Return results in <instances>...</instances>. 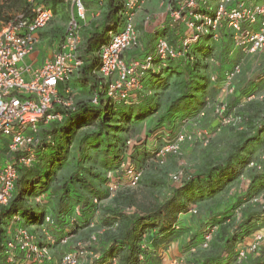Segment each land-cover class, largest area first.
<instances>
[{"label": "trees", "instance_id": "1", "mask_svg": "<svg viewBox=\"0 0 264 264\" xmlns=\"http://www.w3.org/2000/svg\"><path fill=\"white\" fill-rule=\"evenodd\" d=\"M70 1L42 0L54 13L57 6ZM207 1L200 9L213 13L216 0ZM101 3V19L91 23V30L81 32L82 65L74 73H78V77L59 85L61 95L64 87H70L73 109L55 105V112L63 113V118L40 127L33 160L29 166H17L18 177L12 196L6 205L0 206V264H6V242L17 226L45 228L55 240L50 247L58 246L78 229L99 230L96 241L89 247L98 254L97 262L144 264L149 258L148 235L174 236L178 232L179 215L188 213L192 204L199 208L211 204L206 211L208 216L199 223V232L193 237L198 239L194 241L199 249L196 261L227 264L233 260L237 242L264 225V200L263 204L252 201L264 194V160L260 171L248 166L257 159L253 154L256 146H264V119L250 128L254 135L247 137L250 131L242 132L241 140L223 157L213 164L195 168L180 185L167 184L154 174L153 171H160L161 167L155 153L135 144L131 149L128 141L131 132L142 122H148L152 132L164 128L168 138H174L185 122L205 107L224 72L242 55L234 47L232 31L222 26L216 38L212 33L202 35L182 56L167 58L164 64L156 59L158 70H149L143 76L145 92L136 91L137 101L112 103L98 75V51L107 41V32L121 28L123 0H101ZM171 5L177 8L175 1ZM31 6L29 0H0V14L8 10L15 12L2 17L7 23L16 14L30 15ZM168 16V24L155 32V40L158 36L165 37L175 49L181 50L184 24L173 23L169 12ZM64 30L57 31L53 38L56 46L62 41ZM219 54L224 56L222 64L214 68L210 60L219 59ZM211 75H217L218 84L211 81ZM258 87L260 84H245L238 88L236 97L249 96ZM94 97L96 103L92 102ZM125 159L142 172L137 187H124L107 204H101L109 196L107 172H113L120 179V163ZM242 176L248 179L245 191L228 198L220 208L222 203L216 198L239 184ZM243 204L240 219L236 220L235 210ZM77 206H80V214H86L82 223L75 218ZM100 210L101 218L93 223L95 212ZM14 215L19 216L16 222L12 221ZM46 216L51 217V224L45 223ZM90 224L96 226L90 229ZM206 225L216 230L210 247L201 249ZM260 252L255 258L251 257L255 264H264V255ZM14 257L24 259L22 254Z\"/></svg>", "mask_w": 264, "mask_h": 264}, {"label": "built area", "instance_id": "2", "mask_svg": "<svg viewBox=\"0 0 264 264\" xmlns=\"http://www.w3.org/2000/svg\"><path fill=\"white\" fill-rule=\"evenodd\" d=\"M168 0L166 6L173 23L184 24L183 36L180 40L181 50L175 49L165 37L158 36L154 49L142 59L127 62L125 53L141 46L140 34L136 28L135 16L143 7V0H123L121 28L117 31L107 32V41L101 44L98 51L100 67L98 75L105 83L107 98L113 103L131 104L137 101L136 91H144L142 79L149 70H158L159 59L162 63L167 58H177L186 52L190 45L202 35L212 33L216 38L218 30L225 26L232 31L233 44L242 55H252L264 50V0H216L213 13L201 10V5H206L207 0H181L177 8L173 9ZM31 14H16L0 28V206L8 203L14 190L18 177V165L29 166L34 156V147L39 142V129L42 125L53 120H61V112H55V105H60L66 110L73 109V99L70 87L61 90L59 85L68 81L82 65L80 47L82 44V27L86 20L85 5L82 0H71V13L64 30L62 41L55 47L51 56L43 60L36 68L20 62L34 50L39 32L44 29L53 18L51 7L42 0H29ZM173 9V10H172ZM150 21L145 17L144 23ZM213 61V58H211ZM164 64V63H163ZM242 63L239 60L224 72L219 84L218 105L214 112L219 118L217 130L220 126L232 125L241 130L242 117L227 114L228 101L235 95V80L241 73ZM211 81L218 82L217 75H211ZM254 93L245 98L250 101ZM96 97L92 102L96 103ZM209 102L196 116L185 122L174 138L167 141L157 150L156 158L160 165L164 158L171 153H179L184 142L203 140L206 144V134L199 130L201 122L207 119ZM198 127V128H197ZM193 128V129H192ZM129 143V141H128ZM253 160L248 166L258 171L261 162ZM121 178L115 177L108 171L109 198H112L124 179L129 187L138 185L142 172L132 166L127 159L121 161ZM189 174L182 171L170 175V180L180 185ZM240 179H248L242 176ZM264 194L254 198L253 202L263 204ZM40 202L39 199H37ZM235 210L234 218L240 219L241 209ZM188 213L197 214L198 209L190 206ZM19 220L14 215L12 221ZM45 223L51 224L52 219L45 217ZM43 242H36L34 235L23 226H17L6 242V264L16 262L15 255L22 254L24 259L31 264H80L82 252L67 251L60 259L53 258L50 246L55 243L54 238L45 228ZM203 242L201 249H208L213 240L216 227L206 225L203 228ZM101 231L90 236L91 245L96 241V236ZM67 237L61 240L65 243ZM264 246V225L255 230L249 237L237 242L233 260L227 264H242L249 257L259 255ZM90 247V246H89ZM90 252L92 259H97L98 254ZM142 260V255H139ZM111 264H116L113 261Z\"/></svg>", "mask_w": 264, "mask_h": 264}, {"label": "rangeland", "instance_id": "3", "mask_svg": "<svg viewBox=\"0 0 264 264\" xmlns=\"http://www.w3.org/2000/svg\"><path fill=\"white\" fill-rule=\"evenodd\" d=\"M90 1V0H83ZM168 0H147L145 2L143 0V7L141 8L140 12L136 14L135 20L137 16L143 17L142 23L145 20L146 16H149L150 21L146 24V26H152L154 21H158L160 18V14L163 11V6L165 7ZM184 0H181L183 2ZM162 4V5H161ZM146 5V6H145ZM71 4L68 2V4L63 6H57L56 13L53 12V18L50 20V22L47 24V28L45 29L46 32H49L52 30L53 26H56V32H60L61 30H64L67 19L69 18V15L71 13ZM167 7V6H166ZM169 7H167L168 10ZM85 6V10H86ZM149 12H152L149 14ZM87 14V10H86ZM87 16V15H86ZM88 31V29H85ZM84 30V31H85ZM85 31V32H86ZM57 32V33H58ZM56 41L51 38V42H46V48L45 51L47 54H50L55 49ZM50 55H47L46 58ZM27 58L20 62V65H23ZM240 61L242 63V69L241 73L237 76L235 80V95H233L231 98H229L228 106L229 109L227 110V114H231L232 116L239 115L242 117V126L241 130L238 129L235 126L232 125H224L220 126V130H217L218 127H216L214 130L213 127H211L210 123H212V119H218V116L215 114L214 110L216 106L218 105V98H219V85H217L215 91L214 97L210 99L209 107L207 108V119L203 120L199 126V130L204 132L207 137V143L205 144L203 140L196 139L193 142H184L181 144L179 153H171L167 155L164 158V163L161 165L160 168H158L160 171L154 170V174H156L160 179L164 180L167 184H175L173 181L170 180V175L173 173H177L182 171L184 174H190L195 168L201 167L202 165H209L213 164V162L217 161L220 157H223L227 151H229L233 145H236L237 142L241 140V137H243L242 132H249L250 128H253V126H257L259 122H261L264 119V73L262 71L264 70V50L261 52L254 53L252 55H242L240 58ZM249 78V79H248ZM254 80L256 83L260 84V87L256 89V92L254 93V97L252 100L248 101L245 96H242V98L238 99L236 95L238 94V84H243L244 81ZM219 83V82H218ZM217 83V84H218ZM262 86V87H261ZM234 96L236 98H234ZM148 122H142L138 125L137 129L133 132H131V135L129 137V144H131V149H133L134 144L141 147L142 150L154 152L155 155L157 153V150L162 147L163 144H165L167 141H170L169 138L166 139V141L163 140V143H159V139H157L156 136L154 137H146L144 135H140V132L143 129V126H148ZM147 128V127H146ZM193 129V128H192ZM86 130V129H84ZM82 130V131H84ZM253 134L252 131H250L249 134H247V137H251ZM139 138L140 140H138ZM155 139L156 143L153 144V146H150V142H152V139ZM157 144V145H156ZM149 147V148H148ZM254 156H257L256 160L263 159L264 156V146H256L255 152L253 153ZM162 170V172H161ZM155 175V176H156ZM124 180V179H123ZM122 183V182H121ZM120 186L117 188L116 192L120 190ZM176 185V184H175ZM128 186V185H127ZM248 186V182L246 180L240 179L239 184H235L231 187V190L224 193L221 197H217L216 201L220 202L222 204H219L220 208L224 207V203L228 200V198H232L237 193L242 194V192L245 191V189ZM123 187H126L125 185ZM129 187V186H128ZM130 187V188H136ZM138 189V188H137ZM115 192V194H116ZM114 194V196H115ZM112 198L107 197L101 204L105 205L109 201H111ZM215 205V204H214ZM213 205V206H214ZM198 208V215L201 212H204L206 207L202 206V208ZM220 210V209H218ZM217 210V211H218ZM102 213V210H100ZM189 216H191L190 213H187ZM96 226V224H90L89 228L92 229ZM41 233L43 234L42 229ZM95 231H87L86 236L83 237V239L76 240L74 243V248L69 250L68 244L71 243L73 240V237L70 236L67 238L65 243H60L58 247L60 248V255L59 259L63 256L64 252L67 251H75V252H82V256L89 255L90 252L88 250V247L91 246L90 243V236ZM44 239V238H43ZM264 248V247H263ZM262 248V249H263ZM264 255V249L261 250L260 254ZM256 257V256H255ZM254 257V258H255ZM54 258V256H53ZM254 258L247 259L242 264H255ZM253 259V261L251 260Z\"/></svg>", "mask_w": 264, "mask_h": 264}, {"label": "crops", "instance_id": "4", "mask_svg": "<svg viewBox=\"0 0 264 264\" xmlns=\"http://www.w3.org/2000/svg\"><path fill=\"white\" fill-rule=\"evenodd\" d=\"M144 1L147 2V0H144ZM178 1L179 0L175 1V4H177ZM66 4H64L63 7H65ZM84 5L87 8L86 9L87 16L83 24L84 28H82V31H84V29L91 30L92 29L91 23H93L96 20L97 21L100 20L101 15H102L101 14V5H102L101 0L85 1ZM162 9L163 11L159 15L160 18L158 19V21H154L152 26L147 27L144 22L142 23L143 17L141 16L136 17L135 23H136V28L140 34L141 46L137 49L129 50L125 53V59L127 62H130L131 60H134V59H142L147 52H150L151 50H153L155 41H156L155 36H154L155 32L164 28L168 24V21H169L167 7L163 6ZM14 13L15 12L8 10L0 14L1 16L0 17V28H2L4 24L6 23L2 19V17L12 16ZM151 13L152 12H149V14ZM46 28L47 26L39 32V39H38V42L34 50L26 57L27 60L25 62L34 68L38 67L43 62V60L46 59L47 55H50V54H47V52L45 51L46 42H49V41L51 42V38H55L57 36L56 29L58 28H56V26H53L52 30H50L49 32L45 31ZM50 56H48L47 58H49ZM219 56H220L219 59L214 58L213 61L210 60L214 68L222 64V57L224 56L222 54H219ZM262 73H264V70L262 71ZM77 75L78 73L74 74L72 77L73 78L78 77ZM248 83L252 85L258 84L254 80H249V81H244L243 84H238V88H243L245 84L248 85ZM214 95L215 93H212L210 97L212 98L214 97ZM217 123H218V119H212V123H210V125L211 127H213ZM147 125H148L146 126L147 128L143 126V129L140 132L141 136L144 135L148 138L156 136L157 139H159V143H163V140L166 141L168 136L164 133V128H160L159 130L152 132L151 131L152 128H150L149 124ZM154 138L152 139V142H150V146H153V144L156 143ZM137 139L140 140L139 138ZM124 185L128 187L127 182L125 180H122L120 189L124 188L123 187ZM206 204H210V203L206 201ZM191 206H195L196 208L198 207L197 204H192ZM208 208H211V204L209 206H206L205 211L201 212L199 215L191 214V216H189L187 213L180 214L178 218L177 227H176V230L178 232L172 237H167L165 234L160 235V236L152 235V234L148 235L147 245H148V250H149V258L146 262H144V264H199L196 261L198 258L197 255H198L199 249L198 247L195 246L196 242H194V241H198V239L197 238L193 239V237L197 232H199V226H200L199 223L208 216V214L206 213ZM131 211L132 210H129V212ZM75 213H76L75 218H77V220L80 223L83 222L82 220L86 219V214H82V213L80 214V206L76 207ZM101 216H102L101 211H96L91 221H93V223H96L99 220V218H101ZM27 229L30 231L32 235H34L36 242L38 243L43 242V235L39 228L35 226H29ZM85 232H87L86 228L80 229V230L78 229L77 232H74L71 235L74 241L68 244V248L73 249L75 246L74 245L75 241L79 239L81 240L83 239V237L86 236ZM107 245L108 243L105 244V246ZM50 252L52 256H54V258L55 257L58 258L60 255V248L58 246L51 247ZM16 262L17 264H31L27 262L25 259H22V260L17 259ZM80 264H100V262H97L96 259H92L89 255L85 254L84 256L80 258Z\"/></svg>", "mask_w": 264, "mask_h": 264}]
</instances>
